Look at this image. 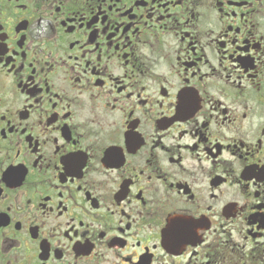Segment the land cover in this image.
<instances>
[{
    "label": "flooded vegetation",
    "instance_id": "obj_1",
    "mask_svg": "<svg viewBox=\"0 0 264 264\" xmlns=\"http://www.w3.org/2000/svg\"><path fill=\"white\" fill-rule=\"evenodd\" d=\"M0 264H264V0H0Z\"/></svg>",
    "mask_w": 264,
    "mask_h": 264
}]
</instances>
